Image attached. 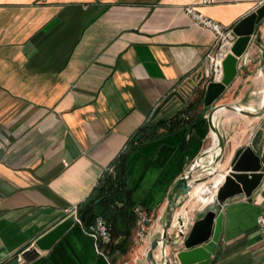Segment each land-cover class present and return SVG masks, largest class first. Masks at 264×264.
<instances>
[{"label": "crops", "instance_id": "0c3cea01", "mask_svg": "<svg viewBox=\"0 0 264 264\" xmlns=\"http://www.w3.org/2000/svg\"><path fill=\"white\" fill-rule=\"evenodd\" d=\"M201 1L0 0V264H147L144 252L170 186L202 150L211 148L204 83L171 117L151 122L155 106L168 93L195 83L214 41L182 7L191 5L232 27L264 3ZM263 46L264 19L237 58V74L218 103L260 107ZM184 109L188 120L177 124ZM259 122L234 113L219 116L224 146L217 177L223 179L234 151L248 143ZM228 127H238L237 134ZM118 156L128 208L144 209L152 222L138 246L132 244L134 218L127 235L118 222L110 243L97 247L82 225L100 214L97 189ZM198 188L189 194L203 202ZM263 190L264 180L250 201L238 195L220 207L221 230L208 264H264L255 232ZM121 204L115 200L117 208ZM196 205L193 200L183 204L196 219L217 209L213 204L198 213ZM68 215L79 222L74 220L48 249H37L33 259H17ZM179 249L181 244L165 247L167 254Z\"/></svg>", "mask_w": 264, "mask_h": 264}, {"label": "water", "instance_id": "95a60500", "mask_svg": "<svg viewBox=\"0 0 264 264\" xmlns=\"http://www.w3.org/2000/svg\"><path fill=\"white\" fill-rule=\"evenodd\" d=\"M263 19L264 3H261L231 27L235 39L230 47V52L222 61V77L220 81L204 83L203 75L196 74L193 77L195 83L191 82L190 84L188 82L183 88L180 87L171 91L155 106L151 114V122L158 124L171 117L184 104V98L195 87L204 83L202 104L208 108L206 121L209 130H212L215 134L216 146L218 148L217 156L213 157L214 163L221 160L224 146L221 133L212 118L216 109L225 108L240 116L249 118L257 117L264 124V50L261 53L259 62V74L262 80L263 95L260 107L256 110H247L231 103L214 104L225 87L237 74V58L243 54L248 42L255 33L256 26ZM260 136L261 128L256 127L251 133L248 143L238 147L234 151L223 173V179L215 193V206L217 209H207L200 218L195 219L184 238H181L175 230L169 232L172 214L174 209L181 204L180 197L189 191L192 184L205 178L203 175H196V171L200 167L199 160L204 156L207 149L202 150L191 162L189 167L175 179L165 198L159 230L155 231L150 237L144 252V260L147 264H208L210 262V255L214 254L221 230L222 213L219 210L220 207L227 200L238 195H242L250 201L252 193L260 186L262 180H264L263 167L256 155ZM214 163L212 164L213 170L216 168ZM261 194H264V190ZM73 221V215H68L65 219L37 238L34 241V247L23 250L20 253V258L29 261L36 257L37 249H48L68 229ZM178 244H181L182 249L174 250L169 254L166 253V245L173 247ZM155 250L158 251L157 254H153ZM2 264H10V262Z\"/></svg>", "mask_w": 264, "mask_h": 264}, {"label": "built area", "instance_id": "2783aa9c", "mask_svg": "<svg viewBox=\"0 0 264 264\" xmlns=\"http://www.w3.org/2000/svg\"><path fill=\"white\" fill-rule=\"evenodd\" d=\"M201 2L204 3L206 1L202 0ZM182 12L188 16L196 26L209 31L214 38L213 44L203 55L201 69L197 74L203 75L204 83L210 81H220L222 77V61L230 52V47L235 39V35L232 33L231 27L223 26L207 16H204L200 12L196 11L191 5L183 6ZM262 49L264 50V46ZM188 114L189 113L186 109L182 110L179 115V122L184 124L188 120ZM256 127L261 128V136L256 150V155L261 162V166L263 167L262 172L264 173V124L259 122ZM256 127L254 129H256ZM106 171L108 173H112V168L108 167L106 168ZM207 184L210 185L209 182ZM189 191L180 197L181 204L174 209L169 227V232L175 230L181 238L185 237L192 222L196 219L193 215H189V212L183 207L185 201L191 199ZM213 203L215 204V194L213 195V199L210 201H197L194 212H202ZM181 207H183V213L179 214L178 210ZM132 211L135 218L132 244L138 246L144 242L148 233V226L152 222V218L144 209L140 207H134ZM74 220L79 222L78 219L74 218ZM159 226L160 224L157 226L156 230H159ZM82 230L85 234L94 239L97 247L106 246L111 241V225L100 214H95L88 224L82 225ZM255 232L260 245L264 248V208H262V210L255 217ZM17 259L21 260L20 255H18ZM122 264H127V262H123Z\"/></svg>", "mask_w": 264, "mask_h": 264}, {"label": "trees", "instance_id": "16d2710c", "mask_svg": "<svg viewBox=\"0 0 264 264\" xmlns=\"http://www.w3.org/2000/svg\"><path fill=\"white\" fill-rule=\"evenodd\" d=\"M179 119L176 121L178 124ZM118 163L113 164L112 173L105 171L102 180L98 186V203L102 207L100 215L111 225V235L115 231V227L119 222V230H122L124 235H127L130 227L134 222L133 211L128 208V203L125 198L128 192L123 190V177L121 172L117 170L119 167L123 168V159L117 157ZM118 166V168H117ZM115 200L122 204L120 207L115 206ZM124 201V202H123Z\"/></svg>", "mask_w": 264, "mask_h": 264}, {"label": "bare ground", "instance_id": "6f19581e", "mask_svg": "<svg viewBox=\"0 0 264 264\" xmlns=\"http://www.w3.org/2000/svg\"><path fill=\"white\" fill-rule=\"evenodd\" d=\"M260 97H261V95H260ZM228 113L237 114L235 112H230L229 110H227L225 108H218V109H216L215 112L213 113V116H212L214 124L217 126V121H218L219 116H221V115L227 116ZM212 136H213V139H212V142H211V148L208 149L207 151H205L204 156L202 158H200V160H199L200 167L196 171V175H203L205 177L204 179H206V178L207 179H210L212 181V184L205 185L204 183L202 184V183H199V181H198V182L192 184L191 187H190V191L193 189V187H196V186L199 187L198 190L196 191V195L203 202H207V201H210L211 199H213V195L215 194L218 186L220 185V183L222 181V179L220 177H217L219 174H216V172H218V167L221 164V163L219 164V162H216L215 163L217 165L216 168H214L215 170L208 169L205 173L198 174V172L201 170V167L205 164V162H209L208 163V166L209 167H212V164L214 162H213V157H211V156L213 154H215L214 155V157H215L218 154V148L216 146V138H215V134H214L213 131H212ZM200 182H201V180H200ZM190 191H189V193H190Z\"/></svg>", "mask_w": 264, "mask_h": 264}, {"label": "rangeland", "instance_id": "374dc122", "mask_svg": "<svg viewBox=\"0 0 264 264\" xmlns=\"http://www.w3.org/2000/svg\"><path fill=\"white\" fill-rule=\"evenodd\" d=\"M218 102H220L219 101V99H217L216 101H215V103L214 104H219ZM239 128L238 127H228V132H232V133H235V132H237V130H238ZM235 134H237V133H235ZM212 139H213V136H211V138H210V140H209V144L208 145H210L211 146V142H212ZM208 163L209 162H205V164L201 167V170L198 172V174H203V173H205L208 169H212L213 167H209L208 166ZM216 167V166H215ZM222 166H221V164H220V166L218 167V169H220ZM215 170V169H214ZM206 181V185H208L207 183L209 182L210 184H212V181L210 180V179H203V181L201 180V182L199 181V183H203V182H205ZM190 195V194H189ZM190 197L192 198V196L190 195ZM191 200H193V201H195V202H197L196 201V199L194 198H192V199H190V201ZM189 203V202H188ZM214 204V203H213ZM212 204V205H213ZM178 213L179 214H182L183 213V207H181L179 210H178ZM127 264H130L129 262H127Z\"/></svg>", "mask_w": 264, "mask_h": 264}]
</instances>
